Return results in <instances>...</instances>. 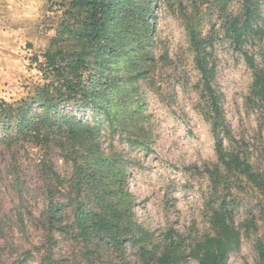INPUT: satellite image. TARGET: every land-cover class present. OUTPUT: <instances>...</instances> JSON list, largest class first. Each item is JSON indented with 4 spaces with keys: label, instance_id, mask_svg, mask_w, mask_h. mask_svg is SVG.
<instances>
[{
    "label": "rangeland",
    "instance_id": "rangeland-1",
    "mask_svg": "<svg viewBox=\"0 0 264 264\" xmlns=\"http://www.w3.org/2000/svg\"><path fill=\"white\" fill-rule=\"evenodd\" d=\"M222 1L197 0L193 7L191 0H155L152 40L147 47L154 64L144 72L145 78L126 83L116 99L128 110L122 116L125 126L111 129L104 118H96L100 119L96 121H100L102 151L111 144L127 161L134 220L157 244L170 229L186 239L209 230L210 186L204 167L215 162L216 156L210 126L200 113V79L183 17L213 38V86L234 139L232 147L264 176V115L250 94L251 69L225 36L223 26L226 18L242 19L244 0ZM254 1L258 17L252 29L260 31L245 37L243 50L264 68V0ZM70 2L0 0V99L18 101L42 84L38 64L68 19ZM120 71L113 76L122 82L137 75ZM88 113L86 118L92 122L93 114ZM225 146H230L228 141ZM44 161L51 162L61 177H70V164L54 146L0 134V264H43L49 193L67 202L44 175ZM251 198L247 190L242 193L236 221L244 220ZM258 228L261 233L260 223ZM258 232L242 235L240 250L229 256L228 264H264L254 248ZM54 238L52 257L57 264H140L137 249L128 244L123 252L97 240L85 244L73 229L54 232ZM185 264L197 263L188 258Z\"/></svg>",
    "mask_w": 264,
    "mask_h": 264
},
{
    "label": "trees",
    "instance_id": "trees-1",
    "mask_svg": "<svg viewBox=\"0 0 264 264\" xmlns=\"http://www.w3.org/2000/svg\"><path fill=\"white\" fill-rule=\"evenodd\" d=\"M154 1L71 0L68 19L60 25L51 39L52 48L38 64L42 84L18 101L0 99L1 135L43 141L45 146L58 149L61 158L70 164L68 178L61 177L51 162L43 164L44 175L67 201H57L49 193L43 264H57L52 257L54 232L72 229L85 244L97 240L119 252L127 244L135 247L140 264H185L188 258L197 264H228L229 256L240 250L242 235L258 232L259 223L262 232L257 233L254 248L264 263V176L232 147L234 139L213 86V38L203 35L192 20L183 17V24L200 79V113L210 126L216 156L215 162L204 167L210 186L208 232L186 239L170 229L155 243L153 235L134 220L127 161L111 144L106 151L101 149L100 121H96L100 119L96 118H104L111 129L125 126L122 116L128 110L122 109L116 99L126 83L145 78L144 72L154 64L147 51L152 40ZM191 1L195 7L197 0ZM241 17L226 18L224 34L251 69L250 94L264 115V68L243 50L245 37L260 31L252 29L258 3L244 0ZM120 70L128 76L134 72L137 75L122 82L113 76ZM88 112L93 114L92 122L86 118ZM245 190L252 203L245 209L244 220L238 222L235 214Z\"/></svg>",
    "mask_w": 264,
    "mask_h": 264
}]
</instances>
